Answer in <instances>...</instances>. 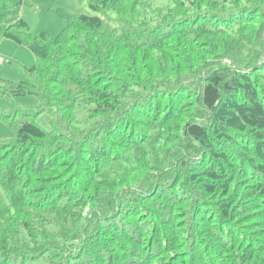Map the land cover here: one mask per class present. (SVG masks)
Masks as SVG:
<instances>
[{"label": "trees", "instance_id": "trees-1", "mask_svg": "<svg viewBox=\"0 0 264 264\" xmlns=\"http://www.w3.org/2000/svg\"><path fill=\"white\" fill-rule=\"evenodd\" d=\"M88 7L52 38L0 0L36 57L0 96H37L0 141V264H264V0Z\"/></svg>", "mask_w": 264, "mask_h": 264}, {"label": "rangeland", "instance_id": "rangeland-1", "mask_svg": "<svg viewBox=\"0 0 264 264\" xmlns=\"http://www.w3.org/2000/svg\"><path fill=\"white\" fill-rule=\"evenodd\" d=\"M6 9L2 21L11 24L23 19L33 34L46 33L57 37L65 27L62 15L78 12L96 15L88 7V0H2ZM0 88L14 89L21 83H29L27 69L36 63V57L24 45H17L9 40L0 39ZM37 96L24 94L19 96H0V141L12 140L23 114H35ZM48 113L38 116L36 122L44 129H49Z\"/></svg>", "mask_w": 264, "mask_h": 264}, {"label": "built area", "instance_id": "built-area-1", "mask_svg": "<svg viewBox=\"0 0 264 264\" xmlns=\"http://www.w3.org/2000/svg\"><path fill=\"white\" fill-rule=\"evenodd\" d=\"M3 60L1 59V57H0V63L2 62Z\"/></svg>", "mask_w": 264, "mask_h": 264}]
</instances>
